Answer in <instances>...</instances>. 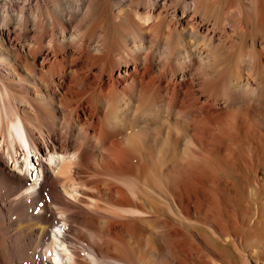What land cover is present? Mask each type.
Masks as SVG:
<instances>
[{
    "label": "bare ground",
    "instance_id": "bare-ground-1",
    "mask_svg": "<svg viewBox=\"0 0 264 264\" xmlns=\"http://www.w3.org/2000/svg\"><path fill=\"white\" fill-rule=\"evenodd\" d=\"M261 138L264 0H0V264H264Z\"/></svg>",
    "mask_w": 264,
    "mask_h": 264
},
{
    "label": "rangeland",
    "instance_id": "rangeland-1",
    "mask_svg": "<svg viewBox=\"0 0 264 264\" xmlns=\"http://www.w3.org/2000/svg\"><path fill=\"white\" fill-rule=\"evenodd\" d=\"M236 110V111H235ZM229 112H230V114H232V115H229ZM235 112V113H234ZM242 112V113H241ZM237 113V114H236ZM226 115H228V116H220L219 117V129L216 131V132H219V131H221L222 129H228V128H230V129H228L229 131V133L230 134H234V132L232 131L233 130V127H232V124L230 123V122H223V118H226V119H228V118H230V117H232V118H230V119H236V118H239V119H245V121H246V127H248L249 126V124L251 125V126H249V131L250 132H253L254 130H256L257 128L255 127V124L248 118V116L246 115V113L242 110V109H240V108H235V109H231V110H229L228 111V113L226 114ZM242 115H243V117H242ZM236 116V117H235ZM237 116H239V117H237ZM233 117H235V118H233ZM223 119V120H222ZM225 123V124H224ZM227 123V124H226ZM249 123V124H248ZM225 126H227L228 124H230V125H228L227 126V128H226V126L225 127H223V125ZM231 126V127H230ZM253 127V128H252ZM251 129V130H250ZM253 135V133L251 134V136ZM233 139H235V140H233ZM229 141V143H230V145L233 147V149L235 150L236 149V147H237V144H236V138L233 136V138H231V140H233L232 142H231V140L230 139H228ZM261 141H262V145L264 146V139H262L261 138ZM236 144V145H235ZM235 145V146H234ZM238 149H236L235 151H239L240 149H241V147H239V145H238V147H237ZM199 151L198 152H202V153H199L198 155H194V157H197L198 156V159H194V157L192 158V156H190L191 154H188V158L186 157V159L185 160H183V167H182V169L183 170H186V169H188V165H190V166H194V165H196V164H199V163H204L205 165H210V166H213V167H215V174L217 175V173H218V175H225V173H224V171H223V167H221V166H224L225 164H229L230 162H232L233 161V158L232 157H227V158H225V159H223V158H221L220 156H219V154L215 151V153L213 152V151H211V152H209V151H205L204 149H202L201 150V148L200 149H198ZM204 152H205V156H203V154H204ZM207 152H208V154H207ZM201 154H202V156H201ZM218 154V155H217ZM208 155V156H207ZM190 156V157H189ZM199 156H201V157H207V158H205V160H204V158L202 159L201 157H199ZM215 156V157H214ZM210 157V158H209ZM213 157V158H212ZM191 160H190V159ZM209 159V160H208ZM211 159H213V160H211ZM208 160V162H206ZM221 160H223V161H221ZM227 161V162H226ZM221 162H222V165H221ZM202 163V164H203ZM207 163V164H206ZM210 163V164H209ZM214 164V165H213ZM217 175V176H218ZM179 176H180V178H179ZM182 177V178H181ZM171 178L172 179H169L168 181H169V183H170V185L172 186V187H174V188H177V189H179L180 191H181V187L183 188V176H182V173L179 175H176V171H172V173H171ZM161 180H163V179H161ZM162 186L164 187V184L162 183ZM215 205H216V207H218V209L219 210H221V206H220V204H219V202L218 201H216L215 202ZM218 205V206H217Z\"/></svg>",
    "mask_w": 264,
    "mask_h": 264
}]
</instances>
